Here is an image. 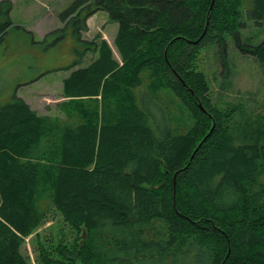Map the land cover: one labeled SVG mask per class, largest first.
<instances>
[{
    "label": "trees",
    "instance_id": "16d2710c",
    "mask_svg": "<svg viewBox=\"0 0 264 264\" xmlns=\"http://www.w3.org/2000/svg\"><path fill=\"white\" fill-rule=\"evenodd\" d=\"M212 1L74 0L60 15L97 56L66 68L64 118L17 92L0 107V264H33L30 237L36 264H264V115L214 105L198 71L207 44L226 68L227 37L264 69V42L241 41L246 19L264 24V0ZM11 9L0 3V42ZM98 12L118 24L120 62L82 38ZM169 92L187 132L170 113L150 123L166 115L148 102Z\"/></svg>",
    "mask_w": 264,
    "mask_h": 264
},
{
    "label": "rangeland",
    "instance_id": "374dc122",
    "mask_svg": "<svg viewBox=\"0 0 264 264\" xmlns=\"http://www.w3.org/2000/svg\"><path fill=\"white\" fill-rule=\"evenodd\" d=\"M11 1V0H9ZM74 0H14L9 18L12 27L0 42V107L11 102L13 95L29 103L41 116L64 118L58 105L65 101L62 84L71 71L67 67L76 61L82 62L77 68L89 65L96 54L88 52L73 34V27L64 24L60 15ZM2 0H0V3ZM253 0H246L245 10H251ZM6 17H3L4 19ZM118 24L109 22L106 12H98L90 21L83 40L88 42L104 39L110 44L114 58L121 61L113 43ZM243 45L257 46L264 42V24L256 25L246 19L241 30ZM223 68L220 49L207 44L201 50L198 71L202 72L210 83V98L214 105H242L249 115H264V69L252 55L242 53L232 37H227ZM140 103V101H139ZM148 110L155 112L157 107L164 110L166 117L157 114L150 116L153 127L159 126L171 114L181 133L187 132L192 122L182 111L181 101L173 94L162 93L160 99L148 102ZM49 221L40 231L53 229L60 224ZM32 237L26 240L23 253L35 263V249Z\"/></svg>",
    "mask_w": 264,
    "mask_h": 264
},
{
    "label": "crops",
    "instance_id": "0c3cea01",
    "mask_svg": "<svg viewBox=\"0 0 264 264\" xmlns=\"http://www.w3.org/2000/svg\"><path fill=\"white\" fill-rule=\"evenodd\" d=\"M2 1H5V0H2ZM11 3L13 4L14 3V0H11ZM14 5V4H13ZM95 16V15H94ZM94 16H92L88 21H87V25H88V28L90 27V21H91V19L94 17ZM115 38H116V36L115 37H113V43H114V41H115ZM110 45V44H109ZM29 104V103H28ZM30 105V104H29ZM34 110V109H33Z\"/></svg>",
    "mask_w": 264,
    "mask_h": 264
},
{
    "label": "water",
    "instance_id": "95a60500",
    "mask_svg": "<svg viewBox=\"0 0 264 264\" xmlns=\"http://www.w3.org/2000/svg\"><path fill=\"white\" fill-rule=\"evenodd\" d=\"M214 1H215V0L212 1L211 9H212V7H213ZM200 107L203 108L202 104H200ZM203 109H204V108H203ZM213 128H214V125H213Z\"/></svg>",
    "mask_w": 264,
    "mask_h": 264
}]
</instances>
